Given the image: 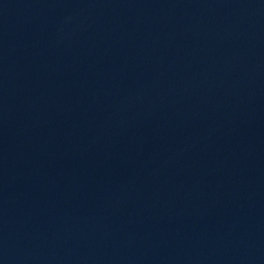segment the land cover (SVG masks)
<instances>
[{"label":"water","instance_id":"obj_1","mask_svg":"<svg viewBox=\"0 0 264 264\" xmlns=\"http://www.w3.org/2000/svg\"><path fill=\"white\" fill-rule=\"evenodd\" d=\"M0 264H264V0H0Z\"/></svg>","mask_w":264,"mask_h":264}]
</instances>
